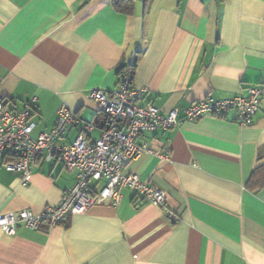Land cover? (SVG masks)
<instances>
[{"label":"crops","instance_id":"obj_1","mask_svg":"<svg viewBox=\"0 0 264 264\" xmlns=\"http://www.w3.org/2000/svg\"><path fill=\"white\" fill-rule=\"evenodd\" d=\"M128 58L134 86L148 89L143 102L164 113L240 95L264 84V0H134L133 14L112 0H0V95L10 110L37 98L34 139L66 105L96 124L97 140L104 116L90 95L116 89ZM263 109L264 99L249 126L232 111L142 135L156 154L126 172L162 190L165 208L124 188L118 206L95 204L66 225L0 229V264H264V187H248L264 165ZM4 155L0 215L55 207L76 183L78 170L56 158L39 160L24 184Z\"/></svg>","mask_w":264,"mask_h":264},{"label":"built area","instance_id":"obj_2","mask_svg":"<svg viewBox=\"0 0 264 264\" xmlns=\"http://www.w3.org/2000/svg\"><path fill=\"white\" fill-rule=\"evenodd\" d=\"M133 77L134 61L128 58L120 71L116 89L92 91L90 98L99 106L106 120L97 140L90 138L96 124L83 121L66 105L58 110L53 130L34 139L32 132L36 124L32 118L37 98L27 100L20 110H10L6 98L0 95V155H17L16 159L4 164L8 171L20 175L26 184L41 159L51 162L57 158L69 170H78L76 183L63 194L59 205L41 212L23 210L1 214L0 229L5 234L14 235L21 224L36 231L44 226L50 229L66 225L71 215L84 213L95 204L118 206L124 188H132L144 200L165 208L167 198L162 190L145 184L138 175L126 172L127 167L142 155L156 154L148 144L138 143L141 136L206 116H227L232 111L236 112L238 124L249 126L264 99L262 84L249 87L232 98L215 100L207 97L187 108H174L164 113L155 104L143 102L148 89L135 87ZM81 122L83 127L76 140L70 145L62 144L66 132ZM95 181H104L98 192L92 187ZM169 215L178 221L174 212Z\"/></svg>","mask_w":264,"mask_h":264},{"label":"trees","instance_id":"obj_3","mask_svg":"<svg viewBox=\"0 0 264 264\" xmlns=\"http://www.w3.org/2000/svg\"><path fill=\"white\" fill-rule=\"evenodd\" d=\"M146 4L150 3L152 0H145ZM114 9L119 13L133 14L134 11V0H112ZM136 62H134V68L136 67ZM103 114V113H102ZM104 116V114H103ZM106 125V120L104 116V126ZM17 155L14 154H5L3 156V163L5 164L8 161L16 159ZM248 187L251 190H259L264 187V165L258 167L256 171L250 178Z\"/></svg>","mask_w":264,"mask_h":264}]
</instances>
